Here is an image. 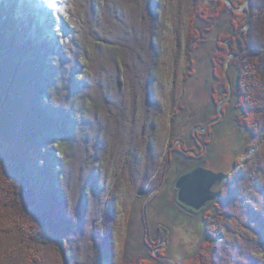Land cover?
Wrapping results in <instances>:
<instances>
[{"label":"trees","instance_id":"16d2710c","mask_svg":"<svg viewBox=\"0 0 264 264\" xmlns=\"http://www.w3.org/2000/svg\"><path fill=\"white\" fill-rule=\"evenodd\" d=\"M230 1L236 8L247 2L246 13L221 0H74L78 34L63 49L29 39L0 7V215L7 212L0 216V264H158L126 252L122 227L114 243L108 223L104 238L93 229L86 234L93 219L82 204L83 170H95L100 159L111 177L129 161L143 174L156 170L151 155L160 157L169 126L181 120L187 56L216 30L210 63L219 89L211 99L216 106L227 98L232 82L223 109L234 102L248 148L257 149L226 183L211 234L183 264H264V0ZM51 52L56 59L47 58ZM64 52L71 56L59 59ZM229 54L237 55L228 62L234 80L224 76ZM156 88L147 110L143 101ZM214 114L194 126L203 129ZM147 117L160 131L152 142L150 129L142 130ZM206 133L210 128L200 136Z\"/></svg>","mask_w":264,"mask_h":264},{"label":"rangeland","instance_id":"374dc122","mask_svg":"<svg viewBox=\"0 0 264 264\" xmlns=\"http://www.w3.org/2000/svg\"><path fill=\"white\" fill-rule=\"evenodd\" d=\"M57 1L63 11H60V17H57L56 13L46 16V4L43 0H0V7L10 13L11 19L21 29L23 27L24 30H22L29 39L34 42L46 41V44L48 43L52 48L63 49L64 43H69L73 36H77L78 29L71 20L74 12V0ZM152 1L163 5L169 2V0ZM209 1L205 0V3L211 5ZM221 1L228 9L238 13H246L248 8L247 2L236 8L230 0L228 1L232 6H229L226 0ZM224 17L228 18L227 15ZM221 29H225L224 26ZM215 32L203 39V44L199 45L198 50L192 54L189 52L187 56L185 73L190 76L186 80L184 79L183 89L180 92L183 98L180 100V106L177 105L181 120L173 123L174 126L173 124L169 126V132L173 135H170L165 142L160 157L158 155L156 159L157 152L151 153L152 158L155 157L157 160L156 170L150 175L143 174L144 171L138 168L137 161H129L125 168L131 169L133 172L131 183L126 179L125 168H123L124 172L120 173L121 176L119 172L112 177L111 174L104 173L102 166L106 160L100 159L94 167L95 170L89 169V173L86 172L88 170H83L88 174V184L84 186L82 193L88 199H84L82 204L90 214L88 218L93 219V223L88 221L85 225L87 235L93 229L98 232L97 236L101 235L100 237L104 238L107 234L103 230H105V224L108 223V227L111 228L110 243L116 237L117 228L121 229L120 227H122L125 233V249L128 254L132 250V252L158 264H183L196 254L199 243L205 239L207 234L208 237L211 234L208 228H210V222L214 220L217 212L215 203L225 191L226 183L237 172L246 169L249 164L248 160L257 149L254 145L251 149L248 148L251 141H248L235 121L237 110L234 108V102L232 101L223 109L232 96V82L230 84L228 78L234 80L233 70L229 69L228 62L230 58L237 55L229 54L225 62L224 76L229 84L227 98L216 106L214 104L216 98L211 99V94L219 89L216 90L217 82H215V74H213L210 63ZM86 48V44L81 48L79 46V52L82 53ZM53 52L48 54L49 60L56 59ZM59 56L61 59L71 55L64 52ZM81 58L79 57L76 61L78 69L84 64ZM81 76L79 74V78ZM165 79L161 78L159 81L164 82ZM155 90L151 91L150 100L147 97L146 101H143L147 110L153 109L154 105L150 101L155 103L158 99L160 89L156 88ZM143 97L145 96L143 95ZM215 112L218 117L209 119L203 129L194 126L196 123L208 120L209 116L215 115ZM136 115L137 112H135ZM148 122L147 117L142 130L150 129L148 140L152 142L158 137L160 131L155 128L157 123L154 122V129ZM209 128L210 133H206L208 137H205L210 140V143H206L205 137L200 135L208 131ZM141 141L143 140L141 139ZM142 152L146 154L145 151H139V154ZM144 165L147 168L145 162ZM196 167L208 168L215 173L221 172L226 175V178L220 183H216L211 189L219 191V196L193 213V211L180 206L176 197L175 182L181 175ZM141 168H143V163H141ZM118 178H120L119 183ZM96 197L99 198V204ZM1 213L5 216L7 214L5 209ZM112 216L115 222L110 220ZM213 234L216 235L217 231L215 230ZM126 257L128 258V256Z\"/></svg>","mask_w":264,"mask_h":264},{"label":"water","instance_id":"95a60500","mask_svg":"<svg viewBox=\"0 0 264 264\" xmlns=\"http://www.w3.org/2000/svg\"><path fill=\"white\" fill-rule=\"evenodd\" d=\"M229 6L232 4L226 0ZM226 175L219 172L196 167L190 172L181 175L175 182L176 197L181 207L191 211H199L207 202L214 200L220 194L211 188L220 183Z\"/></svg>","mask_w":264,"mask_h":264},{"label":"bare ground","instance_id":"6f19581e","mask_svg":"<svg viewBox=\"0 0 264 264\" xmlns=\"http://www.w3.org/2000/svg\"><path fill=\"white\" fill-rule=\"evenodd\" d=\"M43 1H45V4H46V12H45L46 16H50V15L56 13L57 17H60V11H62V8L58 4L57 0H43ZM43 16H45V15H43ZM217 173H219V172H217Z\"/></svg>","mask_w":264,"mask_h":264},{"label":"flooded vegetation","instance_id":"af4514ba","mask_svg":"<svg viewBox=\"0 0 264 264\" xmlns=\"http://www.w3.org/2000/svg\"><path fill=\"white\" fill-rule=\"evenodd\" d=\"M202 114L204 115V113H203V112H202ZM203 115H202V117H204ZM195 127H196V126H195ZM207 169H208V168H207ZM214 191H215V190H214ZM195 212H196V211H193V213H195ZM146 241H147V240H146Z\"/></svg>","mask_w":264,"mask_h":264}]
</instances>
